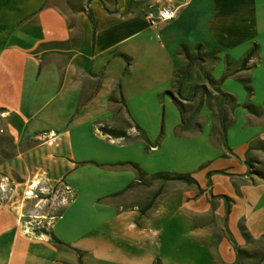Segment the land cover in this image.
Returning <instances> with one entry per match:
<instances>
[{
  "label": "crops",
  "instance_id": "obj_1",
  "mask_svg": "<svg viewBox=\"0 0 264 264\" xmlns=\"http://www.w3.org/2000/svg\"><path fill=\"white\" fill-rule=\"evenodd\" d=\"M161 7L174 9L173 18L148 26L144 14ZM252 44V68L237 71ZM180 45L215 54L202 63L211 80L228 74L217 88L236 106L223 135L215 94L195 69L178 88L188 107L182 115L163 94L175 92L173 77L185 62ZM237 78L248 80V99ZM198 85L203 93H193ZM263 101L264 0H0V143L13 147L15 160L27 156L43 166L11 171L13 192L49 185V176L70 191L46 227H31L11 206V239L20 240L0 245V264H152L160 228L147 214L161 186L177 182L151 179L156 173L193 180V187H173L187 221L207 214L199 242L210 247L213 264H236L226 238L232 209L240 206L251 236L264 234ZM140 132L153 150H144ZM223 160L229 165H218ZM235 166L231 190L220 188L218 176L202 178ZM208 191L217 196L211 205ZM220 196L232 202L227 212ZM213 236L222 243L209 245Z\"/></svg>",
  "mask_w": 264,
  "mask_h": 264
},
{
  "label": "rangeland",
  "instance_id": "obj_2",
  "mask_svg": "<svg viewBox=\"0 0 264 264\" xmlns=\"http://www.w3.org/2000/svg\"><path fill=\"white\" fill-rule=\"evenodd\" d=\"M12 152L13 147L11 145L0 143V245L4 249H7L10 244H15V247H17L20 240L18 234L15 240L11 239L12 231H14L11 223L15 220L11 206L16 207L19 216L28 221L31 227H35L32 223L34 221L40 222L36 225L37 228L40 226L46 227L69 197V195L65 196L62 193V188L57 182L51 181L54 176H49V185L43 181H38L36 184L34 183L35 185L31 189L26 186L17 187L16 191L13 192L15 178L10 175L11 171L24 174L26 168L31 172L33 166L37 168H43V166L36 158L27 156L15 160ZM229 163V161L223 160L219 161L218 165L227 166ZM237 168L235 166L220 175L205 172L206 174L204 173L202 178L207 181L210 176H218L213 180L219 181L220 188L231 190L229 181L233 175H236ZM179 185H191L193 187L196 184L171 182L168 185H162L160 195L153 201L152 208L147 214L153 218L152 224L160 228L159 242L157 243H159L161 249L157 259L165 264H213L212 259L214 258L208 255L209 252L211 253L210 247L202 246L199 242L200 230L208 219L207 214L192 217L191 224H189L186 213L188 209L183 205L182 194L173 188ZM169 187L172 189H169ZM171 190H177L178 192H171ZM217 190L218 187L216 186L214 191ZM26 191H29L28 195L24 194ZM206 197L210 204L211 198L217 196L208 191ZM219 199L220 206L227 212L232 202L224 196H220ZM241 211L240 206L236 205L235 210L232 209L230 212L228 232L231 236H226L227 243L234 253L235 262L238 261V264H264V234L251 236L243 222L239 220L238 214ZM169 219L170 222L167 221ZM262 220L264 221V218ZM217 238V236H213L214 241L210 240L209 245L213 243L220 245L222 242H216Z\"/></svg>",
  "mask_w": 264,
  "mask_h": 264
},
{
  "label": "trees",
  "instance_id": "obj_3",
  "mask_svg": "<svg viewBox=\"0 0 264 264\" xmlns=\"http://www.w3.org/2000/svg\"><path fill=\"white\" fill-rule=\"evenodd\" d=\"M200 52H201V48L199 45H196L193 48L192 53H189V51H187V49L184 48L182 45L178 46L177 54L182 56L185 62L181 66V68L176 72L175 76L173 77V84L172 85H175L174 94H172L168 91L164 92L163 94L170 97L173 105L177 108L179 115H182L183 112L185 111V109H188V107L183 106L181 104L180 101H185V100L180 98V96L178 94V88H179L180 83L186 78L187 71L191 68L195 69L197 71V73L199 74L201 80L209 87V89L213 90V92L215 94V97H214V101H215L214 106L216 109L215 110V117H216V121L219 125V129L223 135L226 127H228L232 123L231 112L234 109V107L236 106L233 96L226 94L224 92H221L217 88V85L223 79H225L228 76V74L224 73L219 78L218 81L211 80V78L207 74V69L205 68V66H203L202 63H203V60L205 61V59L207 60V62H210V63H211V61H214V59H215L214 55L215 54L213 52H204L201 54ZM255 52H256V46L254 44H252L250 46V48L248 49V51L235 64L237 66V69H238L237 71L248 70V69L252 68V65H248L247 63H248L249 59L254 55ZM223 61L225 63V67H226V65H228L229 63L226 64V62L228 60L225 56L223 57ZM237 81L241 84V86L245 92V99H248V97L251 93V89H250L248 80L243 79V78H237ZM195 91H198V93H203L205 91L204 86L198 85V86L193 87V93H195ZM193 96L194 95L192 94L191 97H193ZM243 107L247 111L251 110V107L249 105L245 104V105H243ZM262 107H264V101L262 102ZM195 113H196V107L193 108L191 115H194ZM99 131L108 135V136H111V137H118L119 136V133H117L114 130H110V129H106V128H99ZM159 137H160V131L158 133L157 140ZM139 138L143 142V145H144L143 147H144L145 151H148L150 147H154V148L156 147V144L148 143V141L143 137L141 132H140ZM82 164H84V163H77L76 165H82ZM129 165L134 170L136 178L140 179L142 176V173L139 171V169L135 165H132V164H129ZM151 179L159 180L160 182H166V181H177L178 182L179 181V182H184L186 184H194L193 180H191L187 175L156 173V174L151 176ZM49 241L53 244L63 246L60 242L55 240L50 235H49ZM63 247H66V246H63ZM236 252H237V250H236ZM76 253L80 254L79 252H76ZM237 255H238V252H237ZM152 264H159V262L157 259H155ZM236 264H238V261H236ZM256 264H259V263H256Z\"/></svg>",
  "mask_w": 264,
  "mask_h": 264
},
{
  "label": "built area",
  "instance_id": "obj_4",
  "mask_svg": "<svg viewBox=\"0 0 264 264\" xmlns=\"http://www.w3.org/2000/svg\"><path fill=\"white\" fill-rule=\"evenodd\" d=\"M174 9L167 8V7H161L159 8L155 13L152 12H146L144 14V20L150 27H156L157 24L169 21L174 16ZM62 193L65 194V196L70 195V191L66 187H62Z\"/></svg>",
  "mask_w": 264,
  "mask_h": 264
},
{
  "label": "bare ground",
  "instance_id": "obj_5",
  "mask_svg": "<svg viewBox=\"0 0 264 264\" xmlns=\"http://www.w3.org/2000/svg\"><path fill=\"white\" fill-rule=\"evenodd\" d=\"M153 149H154V147H150V148H149V150H153ZM28 194H29V192H28L26 195H28Z\"/></svg>",
  "mask_w": 264,
  "mask_h": 264
}]
</instances>
